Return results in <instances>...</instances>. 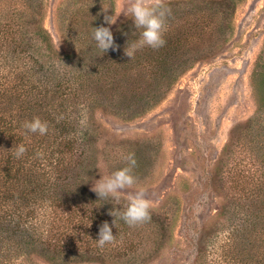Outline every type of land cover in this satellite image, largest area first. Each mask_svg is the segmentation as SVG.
Returning <instances> with one entry per match:
<instances>
[{
    "label": "trees",
    "instance_id": "obj_1",
    "mask_svg": "<svg viewBox=\"0 0 264 264\" xmlns=\"http://www.w3.org/2000/svg\"><path fill=\"white\" fill-rule=\"evenodd\" d=\"M84 1L61 15L83 55L58 52L44 26L35 27L32 4L0 23V264H30L35 253L54 264L153 258L150 247L163 244L169 228L152 211L89 191L90 145L78 110L108 103L119 113L148 111L158 86L176 81L196 51L210 54L228 41L242 0L158 6L104 42L106 15ZM263 67L255 72L262 105ZM261 123L248 122L223 151L226 160L236 153L232 185L243 197L232 226L197 253L202 261L214 252V264H264V136L253 134Z\"/></svg>",
    "mask_w": 264,
    "mask_h": 264
},
{
    "label": "rangeland",
    "instance_id": "obj_2",
    "mask_svg": "<svg viewBox=\"0 0 264 264\" xmlns=\"http://www.w3.org/2000/svg\"><path fill=\"white\" fill-rule=\"evenodd\" d=\"M189 1L95 0L106 15L100 22V42L115 39L158 6ZM74 3L85 1L0 0V23L12 22L15 6L31 11L32 4L38 14L35 27L39 22L44 26L58 52L83 55V49L70 42L61 16L78 8ZM231 22L228 41L210 54L196 51L176 81L158 86V101L148 111L119 113L108 103L78 110L90 145L85 154L89 191L107 194L127 209L152 211L169 228L163 244L150 247L152 259L125 264H214L219 259L211 252L209 260L202 261L197 253L232 226L243 197L232 185L236 153L226 160L223 151L232 134L235 141L240 129L258 117L262 123L253 134L264 136V105L255 75L260 64L264 66V0H242ZM37 254L30 264H54Z\"/></svg>",
    "mask_w": 264,
    "mask_h": 264
}]
</instances>
